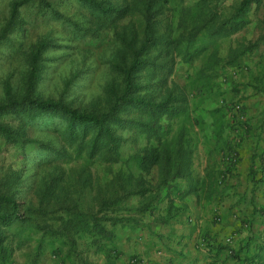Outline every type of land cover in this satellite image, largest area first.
Segmentation results:
<instances>
[{"label":"trees","instance_id":"1","mask_svg":"<svg viewBox=\"0 0 264 264\" xmlns=\"http://www.w3.org/2000/svg\"><path fill=\"white\" fill-rule=\"evenodd\" d=\"M75 1L90 14V25H77L76 36L114 30L113 76L87 103L67 99L75 75L58 96L47 95V53L56 45L54 39L42 35L28 50L11 44L22 59L0 78V140L15 145L23 158L18 169L0 173V264H9L16 229L23 237L33 232L42 239L61 237L74 252L80 237L90 238L97 250L112 244L118 224L138 221L129 215L132 210L145 213L164 199L169 210L159 222L167 223L174 216L181 180L193 179L195 146L188 128L205 122L194 117L190 94L175 80L170 83L169 75L178 58L185 63L196 58L201 39L243 28L253 6L262 2L239 0L223 17V0H198L179 8L173 0ZM25 6L42 7L52 18L67 20L53 0H10L0 24V51L17 29L22 38L26 35ZM172 8L181 14L176 23L170 19ZM247 50L236 49L227 61L213 52L200 74L216 78V65L222 60L224 66L232 64ZM195 90L192 96L202 87ZM174 123L181 127L170 137ZM127 126L143 130L147 141L124 155L128 139L121 129ZM68 161L74 165L66 167ZM133 198L139 200L137 207Z\"/></svg>","mask_w":264,"mask_h":264},{"label":"rangeland","instance_id":"2","mask_svg":"<svg viewBox=\"0 0 264 264\" xmlns=\"http://www.w3.org/2000/svg\"><path fill=\"white\" fill-rule=\"evenodd\" d=\"M10 0H0V24L2 16L6 12L5 5ZM58 9L64 13L66 22L56 20L43 12V8H23L25 36H21V30L17 29L11 34V42L6 43L0 51V78L10 74L22 59L21 53L12 49L23 44V48L29 49L42 35H48L55 41L54 48L47 53L48 68L46 70L47 81L45 90L47 95L58 96L66 88L67 80L76 76L74 85L66 92L67 99L76 104L87 103L102 93L104 85L113 76L111 60L116 48L114 30L103 29L99 34L87 35L79 38L75 34L76 26L90 25L89 11L79 5L75 0H53ZM198 0H173V5H194ZM239 0H223L220 4L221 15L228 16L234 10ZM5 8V9H4ZM171 22L178 21L180 13L169 12ZM264 0L255 4L247 17V24L230 35L220 34L209 40L201 39L196 47L201 51L191 63H185L178 58L173 72L169 75L170 83L176 81L186 88L190 94V110L194 117L204 118L205 122L188 128L194 141L193 159L203 165L202 156L210 153L213 165H217L222 155L231 159L236 156L238 139L240 142L260 144L264 143ZM203 47V49L201 48ZM248 49L238 61L226 64L229 58L236 54V49ZM12 49V50H11ZM13 52V56L11 54ZM215 52L222 59L216 65L217 76L209 79L201 75L199 69L204 68L211 54ZM204 78V79H203ZM145 81V80H144ZM210 82L211 84H208ZM202 87V92L192 96L195 88ZM237 105L241 106L236 111ZM197 106L199 109L197 110ZM202 109V110H201ZM128 114V113H127ZM129 113L127 117L132 116ZM202 115V116H201ZM178 123V122H177ZM181 126H173L170 137L176 135ZM190 129V130H189ZM121 133L128 139L124 146V155L132 152L139 146L146 144L147 134L135 126H127L121 129ZM219 150V151H218ZM261 167L264 166V151L259 155ZM22 155L15 145L7 144L0 140V173L22 166ZM217 158V160H215ZM63 162H66L63 161ZM73 164L68 161L65 163ZM98 171V170H94ZM184 183V180L182 181ZM173 195V194H172ZM181 193H177L178 199ZM207 199H213V195L207 193ZM86 200L89 201L87 198ZM133 206L139 205V200H131ZM169 210L168 200L156 202L153 208L145 213L135 212L131 214L138 221H126L115 227L116 237L111 243L107 242L105 248L97 250L91 246L90 238L80 237L77 250L70 251L69 245L64 243L61 237L45 236L42 239L40 232H33L28 237L18 232V237L13 242L12 255L9 264H122L123 251L120 246H126V238L130 244L144 239V245L151 249L161 248L160 228L167 223L159 222L166 217ZM11 232H9L10 234ZM27 235L26 233H24ZM20 239L23 242L20 243ZM42 239V240H41ZM41 240V241H40ZM146 241V242H145ZM41 242V244H40ZM108 245V246H107ZM158 249V250H159ZM40 250V253H39ZM37 257V258H36ZM84 259L86 262H82ZM141 259H126L124 264H137Z\"/></svg>","mask_w":264,"mask_h":264},{"label":"crops","instance_id":"3","mask_svg":"<svg viewBox=\"0 0 264 264\" xmlns=\"http://www.w3.org/2000/svg\"><path fill=\"white\" fill-rule=\"evenodd\" d=\"M240 140L230 164L224 149L217 165L209 163L210 153L202 166L194 160L193 179L179 186L174 216L160 228L161 248H147L143 237L127 248V237L128 245L119 247L122 264L132 258L141 259L137 264H264V143Z\"/></svg>","mask_w":264,"mask_h":264},{"label":"built area","instance_id":"4","mask_svg":"<svg viewBox=\"0 0 264 264\" xmlns=\"http://www.w3.org/2000/svg\"><path fill=\"white\" fill-rule=\"evenodd\" d=\"M240 109H241V106L240 105H237V107L235 108V110L238 112V111H240Z\"/></svg>","mask_w":264,"mask_h":264}]
</instances>
